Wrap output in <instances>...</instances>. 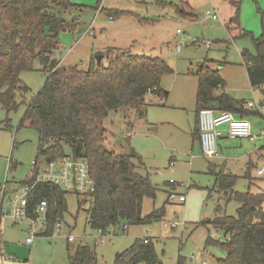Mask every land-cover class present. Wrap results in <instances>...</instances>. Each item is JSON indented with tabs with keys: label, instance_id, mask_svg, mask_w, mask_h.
Here are the masks:
<instances>
[{
	"label": "rangeland",
	"instance_id": "374dc122",
	"mask_svg": "<svg viewBox=\"0 0 264 264\" xmlns=\"http://www.w3.org/2000/svg\"><path fill=\"white\" fill-rule=\"evenodd\" d=\"M71 1L79 6L68 15L78 18L80 33L70 47L63 45L54 53L63 66L87 70L94 54L127 49L135 55L159 56L173 70L162 79V86L170 92L168 99L161 100L150 93L142 117L137 115L134 119V111L122 109L110 113L105 120L108 146L117 153L133 147L145 162L144 172L149 171L152 182L159 187L156 198H145L143 215L161 208L164 213L151 224L131 225L125 233L115 229L107 237H101L87 223L89 204L79 211L78 196L69 192L66 195L68 208L63 215L65 222L52 236L39 234L28 244L30 223L27 220L6 219L0 225V264H69L68 248L73 251L82 243L95 246L98 264H115L117 254L139 237L153 239L162 264H193L189 257L200 252L209 257L208 264H215L217 258L226 256V251L218 245L206 246V238L211 235L223 240L225 233L201 222L217 215L237 216L240 203L235 199L228 200L217 190H208L214 187L208 161L219 163L223 160L203 156L194 136L198 86L195 73L202 63L213 61L209 65L220 70L227 81L224 88L230 95L239 100L253 98L241 53L246 49L255 52L252 38L244 32L251 31L256 37L260 35V10L264 11V7L258 0H240L238 24L231 22L234 15L231 0ZM259 1L264 4V0ZM99 8L104 10L99 11ZM108 10L129 13L111 19ZM179 10L186 17L180 15ZM207 11L217 12L219 19L207 18ZM192 15L197 18L191 20ZM91 25L94 34L88 32ZM179 46L180 51L177 50ZM48 75L36 60L34 70L21 73L29 91L25 95L23 92L17 94L21 103L18 109L7 111L0 102V183L7 178L16 181L10 184L15 187L33 170L32 162L38 157V133L28 122L21 127L19 124L26 104L41 89ZM125 115L130 118L126 119ZM250 117V114L246 116L247 119ZM7 119L9 121L5 123ZM129 120H135L131 133L127 129ZM221 129L227 134L226 125ZM219 139L220 154L224 160L226 158L229 170L238 176L234 190L248 191L249 180L243 175L250 167L249 158L246 160L247 153L253 148L249 139ZM66 152L71 151L66 148ZM261 158L262 164L264 156ZM256 166L257 161L251 167L256 178L253 191L264 189V175L257 177ZM171 179L179 185L171 187ZM172 191L185 194L186 201L168 203V194ZM218 206L221 211H217ZM172 223L179 225L172 227ZM69 234L75 237L74 241H68Z\"/></svg>",
	"mask_w": 264,
	"mask_h": 264
},
{
	"label": "trees",
	"instance_id": "16d2710c",
	"mask_svg": "<svg viewBox=\"0 0 264 264\" xmlns=\"http://www.w3.org/2000/svg\"><path fill=\"white\" fill-rule=\"evenodd\" d=\"M101 1L98 0L99 3ZM231 4L235 8L231 22L239 24L241 1L231 0ZM77 6L71 0H0V102L7 111L18 109L21 103L17 94L23 92L25 95L29 91L21 73L34 70L35 62L39 60L42 70L49 75L26 104L19 124L21 127L28 122L29 127L38 133V157L35 160L42 163L65 155L87 159L96 187L92 193L76 194L78 210L89 204L86 208L87 223L92 230L106 231L113 227L125 233L128 229L124 228L125 225L151 224L161 219L164 208L143 215L145 198H156L159 187L148 173L140 172L145 168V162L133 147L129 146L127 152L117 153L108 146L105 120L118 110L132 112L145 108L146 96L150 93L166 100L169 92L162 86V79L173 70L159 56L135 55L127 49L101 53L106 63L103 60L97 62L94 54L87 70L63 66L54 53L64 45L60 40L62 33H80L78 18L68 15ZM107 12L111 18L129 13ZM179 13L186 17L182 10ZM260 13V35L256 37L251 31L244 32L252 38L256 50L246 49L241 55L250 83L260 89L264 105V11L260 10ZM194 18L196 15L191 16ZM212 62L202 63L195 73L198 86L194 136L199 143L198 114L201 110L232 111L242 118L252 113L243 107V101L223 90L225 80L219 69L209 65ZM125 118L129 119V116L125 115ZM127 124L132 123L129 120ZM66 148L70 149L69 154ZM209 171L215 182L214 187L208 190H217L228 200L235 199L240 203L237 216L217 215L201 222L225 233L223 240L211 235L206 238V246L218 245L226 251V256L217 258L215 264H264V189H251L256 179L252 176L251 167L244 175L249 180V189L245 192L234 190L237 175L223 168L216 170L211 163ZM25 182L28 180L17 183ZM68 193L54 184L36 186L30 197L29 213L35 216L32 211L38 201H48L47 226L41 235L52 236L56 224L65 222L63 215L68 208ZM217 211H221V206ZM68 257L69 264H98L95 246L88 243L79 244L73 251L68 248ZM115 264L162 262L153 239L139 237L129 248L117 254Z\"/></svg>",
	"mask_w": 264,
	"mask_h": 264
},
{
	"label": "built area",
	"instance_id": "2783aa9c",
	"mask_svg": "<svg viewBox=\"0 0 264 264\" xmlns=\"http://www.w3.org/2000/svg\"><path fill=\"white\" fill-rule=\"evenodd\" d=\"M208 18L217 19V12L207 11ZM90 34H94L93 27L88 30ZM178 32H180L178 30ZM180 46L178 47V51ZM252 103L249 104L251 106ZM198 123L200 129V146L202 153L207 157H213L218 150V139L224 135L222 126H227V135L231 139L246 138L254 141L257 136L252 133V126L248 119L237 117L232 111L215 112L212 109H203L198 114ZM33 170L25 179L28 182L16 184L15 187L9 186V181L5 180L0 184V220L10 218L13 220L28 219L30 221L29 236L27 243L31 244L36 235L42 234L47 226L48 201L41 199L33 207L32 216L29 213L30 197L38 184H54L63 191L86 195L95 190L96 183L91 174L90 165L85 158H76L72 155L38 163L37 160L32 162ZM258 176L264 175V166L256 170ZM171 184H177L173 179ZM182 185V184H181ZM185 194H178L174 191L169 192V203H184L186 201ZM178 223H172V227H177ZM62 223L56 224V229L61 230ZM124 228H128L125 225ZM115 229L109 227L106 231L98 230L101 237H107L113 233ZM148 238V237H146ZM69 241H74L75 237L68 235ZM103 242V239H99ZM147 240V239H146ZM192 261L199 264H208V257L202 253L191 255Z\"/></svg>",
	"mask_w": 264,
	"mask_h": 264
},
{
	"label": "crops",
	"instance_id": "0c3cea01",
	"mask_svg": "<svg viewBox=\"0 0 264 264\" xmlns=\"http://www.w3.org/2000/svg\"><path fill=\"white\" fill-rule=\"evenodd\" d=\"M230 3H231V1H230ZM258 3L262 6V7H264V4H263V2L262 1H259L258 0ZM219 7H221V5L219 6ZM234 7V6H233ZM235 13V8H234V10H233V12H232V15ZM218 14V13H217ZM207 17V16H206ZM233 17V16H232ZM197 18V17H196ZM195 18V19H196ZM208 18V17H207ZM111 19H113V18H111ZM212 19V18H211ZM217 19H219V15H218V18ZM217 19H213V20H217ZM192 20V19H191ZM92 26V25H91ZM90 26V27H91ZM89 30V29H88ZM75 39H76V35H75ZM75 39H74V41H75ZM73 41V42H74ZM178 50V49H177ZM180 51V50H179ZM242 63H243V65L245 66V64H244V62H243V60H242ZM219 66H220V64H219ZM200 67V66H199ZM221 67V66H220ZM222 68V67H221ZM245 70H246V74H247V78H248V80H249V77H248V72H247V68H246V66H245ZM222 75V74H221ZM196 76V75H195ZM224 80H225V78H223ZM226 83H227V81L225 80V86L224 87H226ZM249 83H250V80H249ZM250 89H251V91H252V96H253V98H250V99H247V100H245V99H242V100H240V101H243L244 102V105H243V107L244 108H246V109H249L252 113L250 114V115H252V117H250V118H248V120L250 121V123H251V126H252V133L254 134V135H256L257 136V138L254 140V141H251V140H249V142L251 143L250 144V146H252L253 148L252 149H250L249 150V153H247V157H246V160L249 158V166L250 167H252L253 165H254V163H255V161H257L258 162V166H256V170L259 168V167H262V166H264V159H263V163L261 164V157H263L264 156V154H263V152H264V105L262 104V102H263V95H262V93H261V91H260V89H258V88H255V87H253L252 85H251V83H250ZM220 90H222V89H220ZM225 92H227L226 90H225V88L223 89ZM169 92V91H168ZM228 93V92H227ZM154 95V94H153ZM169 95H170V92H169ZM234 97V96H233ZM146 98H147V96H146ZM168 98H169V96H168ZM167 98V99H168ZM234 98H236V97H234ZM237 100H239L238 98H236ZM250 103H252V105L251 106H249V104ZM145 109H146V107L145 108H143V109H141V110H138V111H136V110H132V111H134L135 113H134V115H132V118H134L135 119V116H137V115H140V117H142L143 115H144V111H145ZM215 112H219V111H215ZM132 113V112H131ZM235 114V113H234ZM236 115V114H235ZM237 116V115H236ZM237 117H239V116H237ZM130 118V117H129ZM245 118H246V116H245ZM247 119V118H246ZM131 121V123L132 124H129L128 125V128L127 129H129V131H130V133L133 131V129H134V127H135V120L133 121V120H130ZM196 121H197V113H196ZM229 138V136L227 135V134H224L222 137H220V141H222V140H225V139H228ZM219 148L220 149H222V147H221V144H220V146L218 147V150H217V153L215 154V156H213V157H207V156H205L204 154H203V156H205V157H207L208 159H212V160H215V159H219V160H223L222 162H219V163H216V162H210V161H208V169H209V164L211 163V164H213L215 167H216V170H219V169H221V168H223V169H225V171L226 172H230V173H232V174H234L232 171H230L229 170V168H228V162H227V160H226V158H225V160L223 159L224 157L220 154V152H219ZM200 149H201V146H200ZM202 152V151H201ZM172 163L173 162H171V165H172ZM251 164H253L252 166H251ZM256 165H257V163H256ZM219 168V169H218ZM9 169H10V163H9ZM146 169V165H145V168L142 170L143 172H144V170ZM144 173H148L149 174V171H147V172H144ZM209 173H210V171H209ZM251 173H252V171H251ZM211 174V173H210ZM245 175V174H244ZM243 175V176H244ZM257 175V174H256ZM214 176V175H213ZM252 176L254 177V175L252 174ZM263 176V175H262ZM257 177H258V175H257ZM260 177V176H259ZM5 180H7V181H9L7 178L5 179ZM4 180V181H5ZM16 181H9V186H12V185H10V184H12V183H15ZM214 182H215V177H214ZM169 183H170V181H169ZM168 183V184H169ZM179 185V183H177L176 185L175 184H171L170 183V186L171 187H173V186H178ZM187 199V198H186ZM6 219H10V218H3V219H1L0 220V225H3V222L6 220ZM13 220V219H12ZM23 220H27L29 223H30V221L28 220V219H22V220H13V221H15V222H19V221H23ZM30 225V224H29ZM70 227V229H72L71 228V226H69ZM29 228H30V226H29ZM29 230V229H28ZM28 234H29V231H28ZM41 235V234H40ZM69 240V239H68ZM26 242H27V239H26ZM200 253H202V254H205L204 252H200ZM197 254H199V253H197ZM206 255V254H205ZM191 257V256H190ZM190 257H189V260L193 263V264H199L197 261H192L191 259H190ZM208 257V256H207ZM209 258V257H208ZM208 263H209V260H208Z\"/></svg>",
	"mask_w": 264,
	"mask_h": 264
},
{
	"label": "water",
	"instance_id": "95a60500",
	"mask_svg": "<svg viewBox=\"0 0 264 264\" xmlns=\"http://www.w3.org/2000/svg\"><path fill=\"white\" fill-rule=\"evenodd\" d=\"M74 39H75V34H72V33H62L60 35L61 42L65 46H68V47H70L72 45ZM103 58H104V55L103 54H97L96 55V60L99 63L102 61Z\"/></svg>",
	"mask_w": 264,
	"mask_h": 264
}]
</instances>
